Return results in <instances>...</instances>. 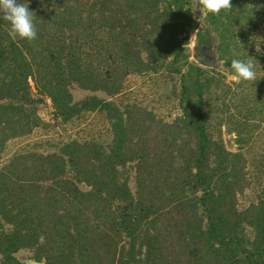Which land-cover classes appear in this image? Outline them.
Masks as SVG:
<instances>
[{
	"label": "trees",
	"instance_id": "trees-1",
	"mask_svg": "<svg viewBox=\"0 0 264 264\" xmlns=\"http://www.w3.org/2000/svg\"><path fill=\"white\" fill-rule=\"evenodd\" d=\"M19 2L37 35L13 39L0 19V153L42 123L45 98L64 122L102 111L112 135L18 153L0 167V264H19L20 250L44 264H264V184L256 202L237 207L246 162L208 130L215 78L188 60L191 34L206 39L189 1ZM260 3L231 0L206 14L229 72L227 52L244 46L231 41L235 24L252 21ZM250 60L264 70V48ZM163 69L180 75L182 112L170 123L94 94L112 97L129 74ZM74 86L93 93L73 100Z\"/></svg>",
	"mask_w": 264,
	"mask_h": 264
},
{
	"label": "rangeland",
	"instance_id": "rangeland-1",
	"mask_svg": "<svg viewBox=\"0 0 264 264\" xmlns=\"http://www.w3.org/2000/svg\"><path fill=\"white\" fill-rule=\"evenodd\" d=\"M188 1L192 15H199L194 13L198 6L197 0ZM260 1V7L255 10L256 14L252 21L245 19L235 24L237 30L231 41L233 43L237 40L241 45L244 44L239 51L231 46L227 52L234 55L235 59L251 61V53L260 52L264 48V0ZM206 14L207 11L201 8L199 22L197 20V30L206 33V39L198 44L196 31L191 34L187 46L188 60L203 68L204 75L215 78L206 95L205 103L211 136L221 140L228 150L240 152L246 162L244 172L248 184L236 195L237 207L242 209L256 202L257 194L264 184V70L258 63L251 61L254 65V79L238 80L233 69L229 72L225 60L218 57L216 46L219 42V33L209 27ZM244 27L246 33L240 36L239 30ZM203 47L205 49L202 50ZM196 56L201 57L200 61L208 63L217 59L219 64L203 65L198 62ZM30 84L32 85L31 81ZM71 93L73 100H78L93 92L74 86ZM94 94L109 98L120 108L136 105L149 116L152 115L162 122L170 123L182 112L179 103L180 75L170 73L167 69L155 73L129 74L123 81L121 90L112 97L101 92ZM37 114L42 115V123L29 134L7 141L0 153V167L18 153L53 152L59 145L72 139L102 144L108 143L111 139L110 126L102 111H85L80 116L64 122L53 116L50 100L45 98L38 104ZM149 116H146L147 119ZM235 126L241 130L240 140H237ZM30 255L31 252L28 250L15 253L19 264H25L23 260Z\"/></svg>",
	"mask_w": 264,
	"mask_h": 264
},
{
	"label": "clouds",
	"instance_id": "clouds-1",
	"mask_svg": "<svg viewBox=\"0 0 264 264\" xmlns=\"http://www.w3.org/2000/svg\"><path fill=\"white\" fill-rule=\"evenodd\" d=\"M197 7L194 18H200L201 8L212 14H218L222 9H229L231 0H197ZM0 19L9 25V36L13 39L20 38L33 40L36 35V28L33 21V12L29 9L28 3L19 0H0ZM233 69L238 80H251L255 78L254 65L249 60L233 58L231 60Z\"/></svg>",
	"mask_w": 264,
	"mask_h": 264
},
{
	"label": "water",
	"instance_id": "water-1",
	"mask_svg": "<svg viewBox=\"0 0 264 264\" xmlns=\"http://www.w3.org/2000/svg\"><path fill=\"white\" fill-rule=\"evenodd\" d=\"M196 58H197L198 62H201L203 65H206V66H214L215 64H219V60H217V59L214 62L212 61V62L208 63V62L200 61L201 57L196 56ZM38 116L40 117V119L43 118L42 115H40V114ZM23 261L25 264H44L43 261L35 260L32 257L25 258Z\"/></svg>",
	"mask_w": 264,
	"mask_h": 264
},
{
	"label": "flooded vegetation",
	"instance_id": "flooded-vegetation-1",
	"mask_svg": "<svg viewBox=\"0 0 264 264\" xmlns=\"http://www.w3.org/2000/svg\"><path fill=\"white\" fill-rule=\"evenodd\" d=\"M197 39H198V38H197ZM204 41H205V40H204ZM204 41H203V42H204ZM199 42H200V41L198 40V44H199ZM202 45H203V44H202ZM201 49L203 50V49H205V47H203V48H201Z\"/></svg>",
	"mask_w": 264,
	"mask_h": 264
}]
</instances>
